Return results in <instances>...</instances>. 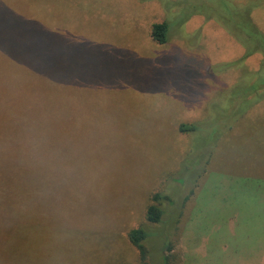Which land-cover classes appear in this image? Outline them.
<instances>
[{
	"label": "rangeland",
	"instance_id": "rangeland-1",
	"mask_svg": "<svg viewBox=\"0 0 264 264\" xmlns=\"http://www.w3.org/2000/svg\"><path fill=\"white\" fill-rule=\"evenodd\" d=\"M261 38L264 0H0V172L25 198L16 211L3 200L0 264H181L190 219L263 204ZM50 58L56 85L23 63ZM156 194L169 200L150 223ZM195 223L221 259L250 235Z\"/></svg>",
	"mask_w": 264,
	"mask_h": 264
},
{
	"label": "crops",
	"instance_id": "crops-1",
	"mask_svg": "<svg viewBox=\"0 0 264 264\" xmlns=\"http://www.w3.org/2000/svg\"><path fill=\"white\" fill-rule=\"evenodd\" d=\"M31 24V22H30ZM30 24L23 26L18 36H22L23 38V30L24 28L27 32H30ZM47 31H42L41 33H46ZM31 33V32H30ZM35 40L37 38L34 37ZM50 41V40H47ZM14 63L17 65L22 61L18 60L15 56ZM48 61H53L55 64V76L58 80L60 79L58 69V62L55 59H37L31 60L27 62H23L28 64L29 68L36 72L32 73H42L47 75L50 71V65ZM66 81V80H65ZM237 198L231 199V203L227 205H223L220 209L221 217L218 219L209 218L206 219L204 217H195L193 220L188 221V227L186 231L183 232V236L180 240V260L181 264H264V219L261 227L257 228L256 223L257 220L263 217L264 211H261L262 200L260 201L258 207L255 201H251L249 198ZM264 199V198H263ZM254 206V208H253ZM208 214V213H201ZM247 216V217H246ZM228 217V218H224ZM224 218V219H223ZM195 221L203 222L204 224H198V230L207 229L209 225L210 228L214 229L217 224L223 223L218 228L223 230L225 227V235L237 237L243 236L239 238L233 245V248H228L226 251V256L221 259V256L215 257L211 256L208 252L206 253L205 245L208 244L206 241L204 242H196V236L191 232L194 228H197ZM256 237H255V236ZM226 237V238H227ZM219 243V241H216ZM208 245H211L210 243ZM177 250H174L176 252Z\"/></svg>",
	"mask_w": 264,
	"mask_h": 264
},
{
	"label": "trees",
	"instance_id": "trees-1",
	"mask_svg": "<svg viewBox=\"0 0 264 264\" xmlns=\"http://www.w3.org/2000/svg\"><path fill=\"white\" fill-rule=\"evenodd\" d=\"M168 31H169V26L167 23H161V24H155L152 28V37L155 41L159 42L160 44H165L168 39ZM264 42V38H261L259 40L260 42ZM263 46V43H262ZM264 49V48H263ZM50 65V71L47 75H44L42 73H32L30 77L36 79L37 81L39 80H45L48 83L52 85L57 84V79H56V74L54 72L55 67L53 61H48ZM264 89V64L262 65V69L260 71V77L258 78V82L255 85L253 89V93L256 94V96H259V92ZM54 91V90H53ZM57 91V89H55ZM58 92V91H57ZM264 98V95L262 96ZM261 97H257V101H260ZM196 130V127L194 125H181L180 126V132L182 133H190L194 132ZM18 176L21 175V173H18ZM12 175L7 174L6 172H0V211L4 212L6 209V204L3 203V200H5L7 197L10 199V203L13 202V211L17 210L18 208L21 207L22 202L24 201V192L23 190L19 187V182L18 178ZM162 200H169V197L167 196H162L160 194H156L153 197V202L156 204L151 205L148 208L147 211V220L150 223H161L164 216V211L161 209L160 204ZM148 233L142 229H135L130 232V241L131 243L139 250L141 253L142 257L144 259L146 258V249L145 246L143 245V242L147 239ZM171 250V249H170ZM168 260V258H167Z\"/></svg>",
	"mask_w": 264,
	"mask_h": 264
}]
</instances>
